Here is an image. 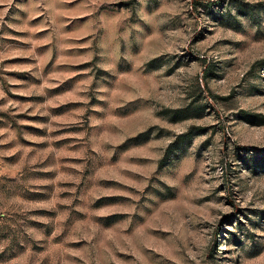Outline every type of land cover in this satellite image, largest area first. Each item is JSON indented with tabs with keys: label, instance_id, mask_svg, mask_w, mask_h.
<instances>
[{
	"label": "rangeland",
	"instance_id": "rangeland-1",
	"mask_svg": "<svg viewBox=\"0 0 264 264\" xmlns=\"http://www.w3.org/2000/svg\"><path fill=\"white\" fill-rule=\"evenodd\" d=\"M0 264H264V0H0Z\"/></svg>",
	"mask_w": 264,
	"mask_h": 264
}]
</instances>
